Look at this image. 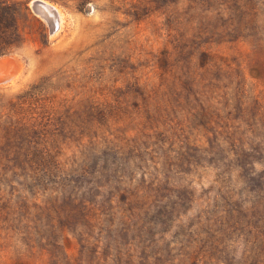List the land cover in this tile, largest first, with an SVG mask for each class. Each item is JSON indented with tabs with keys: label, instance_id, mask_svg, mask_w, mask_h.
Listing matches in <instances>:
<instances>
[{
	"label": "rangeland",
	"instance_id": "rangeland-1",
	"mask_svg": "<svg viewBox=\"0 0 264 264\" xmlns=\"http://www.w3.org/2000/svg\"><path fill=\"white\" fill-rule=\"evenodd\" d=\"M0 0V264H264V0Z\"/></svg>",
	"mask_w": 264,
	"mask_h": 264
},
{
	"label": "bare ground",
	"instance_id": "bare-ground-1",
	"mask_svg": "<svg viewBox=\"0 0 264 264\" xmlns=\"http://www.w3.org/2000/svg\"><path fill=\"white\" fill-rule=\"evenodd\" d=\"M42 1H44L46 4H47V6H49L50 7V9L51 10H49V8H47V10H44V11H42V15H40L46 22H48V20L46 19V17H53L54 19V21H55V25H56V29L55 30H59L61 27H62V25H63V20H64V13L56 6V5H54V4H52V3H50V2H48V1H46V0H42ZM52 9L55 11V12H52ZM62 29V28H61ZM4 63H6V65H9V67H13V66H11L10 65V63L11 62H9V61H7V60H5V59H1ZM10 71H3L2 73H0V74H2V76H3V74H8V75H4V77H6L7 79H8V81H15L16 80V78L15 79H13L14 78V75H15V73H14V67L13 68H11V69H9ZM9 72V73H8ZM7 81V82H8Z\"/></svg>",
	"mask_w": 264,
	"mask_h": 264
},
{
	"label": "water",
	"instance_id": "water-1",
	"mask_svg": "<svg viewBox=\"0 0 264 264\" xmlns=\"http://www.w3.org/2000/svg\"><path fill=\"white\" fill-rule=\"evenodd\" d=\"M32 8H33L34 12L38 15H42V11L47 10V8H49V10H51L50 7L47 6V4L42 0H33ZM52 12H55V11L52 9ZM46 19L48 20V23L53 27V30H55L56 25H55V21L53 20L54 18L53 17L51 18L48 16V17H46ZM10 65L13 66L12 63H10ZM11 68H13V67H9V65H6V63H4L0 58V73H2L3 71H10L9 69H11ZM4 75H8V74H3V76H2V74H0V84L7 83V81H8V79L6 77H4Z\"/></svg>",
	"mask_w": 264,
	"mask_h": 264
}]
</instances>
